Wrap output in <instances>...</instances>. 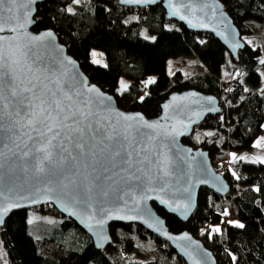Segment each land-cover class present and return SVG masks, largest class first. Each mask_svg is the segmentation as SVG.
Masks as SVG:
<instances>
[{"label": "trees", "instance_id": "16d2710c", "mask_svg": "<svg viewBox=\"0 0 264 264\" xmlns=\"http://www.w3.org/2000/svg\"><path fill=\"white\" fill-rule=\"evenodd\" d=\"M220 1L244 42L235 57L214 37L166 20L160 4L136 8L121 6L116 0H86L72 5L73 15L62 11L69 0H42L36 4L33 18L38 23L32 29H52L89 81L112 94L122 109L153 117L168 93L187 88L217 97L220 112L206 116L182 142L206 150L213 167L223 164L217 171L229 183V191L219 196L200 188L186 222L153 206L169 230L186 229L195 235L212 252L216 264H233L229 253L237 257L236 264H264V164L229 156L252 149L258 135L264 139V83L260 84L258 71L264 69L260 63L264 60V0ZM166 25L177 30L172 41L162 37ZM142 31L157 40H145ZM254 35L263 44L244 40ZM92 48L102 52L104 64L92 62ZM186 55L195 56L204 70L167 72L168 58ZM149 76L157 82L144 88L140 82ZM121 77L133 85L123 96L117 92ZM144 92L149 95L140 102ZM32 209L57 216L60 235L34 237L27 230V210L11 212L0 227L7 264H185L166 242L138 224L110 223L112 243L97 250L90 237L52 205ZM228 221L245 227L236 228ZM215 227L220 228L218 233L212 232ZM67 234L71 236L64 240Z\"/></svg>", "mask_w": 264, "mask_h": 264}, {"label": "water", "instance_id": "95a60500", "mask_svg": "<svg viewBox=\"0 0 264 264\" xmlns=\"http://www.w3.org/2000/svg\"><path fill=\"white\" fill-rule=\"evenodd\" d=\"M41 1L35 0V3L28 4V0H18L14 4L7 0V3L0 4L4 13V26H9V8L15 15L17 9L22 13L25 4H28L33 17L36 4ZM116 2L121 6L136 8L160 4L166 20L176 21L188 31L214 37L233 57L244 47L236 26L220 0H171L172 7H169V0H155L154 3L142 5L124 3V0ZM174 9H178L185 19L172 15ZM189 20L191 24L188 23ZM33 26H28L23 36L17 35L12 41L13 47L19 45L28 52L25 63L16 69V76L23 78L25 82L29 79L36 82V77H39L49 87L59 85L64 92L73 95L82 93L84 100L96 98L95 93L88 92V88L98 89L104 96L112 98L110 110L104 111L102 104L94 109V121L98 125L102 124L108 132L112 131L113 126L121 131L127 126L121 119V114L142 116L143 120L134 122L133 127L153 133L155 138L146 139L142 145L137 146V150L141 146L153 149L154 159L167 161L168 174L164 175L153 164L150 165V180L147 175L142 176L141 180L133 179L129 175L130 170L121 164L119 157L111 158L98 147L95 148L96 155L89 154L87 158L81 157L72 163L65 162L51 176L37 174L33 171L35 161L32 157L22 155L26 150L25 143H30L22 136V130H0V205L6 202L22 205L13 208V212L50 204L60 215L74 221L90 237L97 250L112 243L108 228L110 223H135L166 242L185 264H216L212 252L195 235L186 229L169 230L153 204L181 222H186L196 207L200 188H206L219 196L229 191V183L213 167L207 151L182 142V138L188 136L193 127L206 116L220 112L217 97L187 88L168 93L159 104V113L153 117H146L138 110L122 109L112 94L89 81L77 60L67 52L66 46L58 40L52 29L51 40H32V36L50 29L35 31ZM0 35L11 37L13 34ZM8 43L6 40V48ZM68 60L73 63H68ZM29 67L33 69V75H28ZM79 99L74 95V100ZM146 122L160 127L155 131L143 129L142 125ZM7 127L5 124V128ZM140 158H143V154ZM189 197L190 206L185 210V206L189 205ZM161 200L168 203L163 204ZM110 216L126 218L110 219Z\"/></svg>", "mask_w": 264, "mask_h": 264}, {"label": "snow or ice", "instance_id": "6c2138e0", "mask_svg": "<svg viewBox=\"0 0 264 264\" xmlns=\"http://www.w3.org/2000/svg\"><path fill=\"white\" fill-rule=\"evenodd\" d=\"M11 2L15 4L18 0H11ZM80 2L81 0H69L62 11L74 15L72 5H79ZM154 2L155 0H124V3L141 5ZM5 3H7V0H0V4ZM31 3H35V0H28V4ZM28 4H25L22 13L20 9H17L15 15L11 8L8 9V27L4 26V13L0 9V33L13 34L11 37L0 35V130L9 132H20L22 130V136L30 142L25 143L26 150L22 155L25 157L31 156L32 160L35 161L33 171L37 174L51 176L65 162L72 163L81 157L87 158L89 154L96 155L95 148L98 147L100 151L108 153L111 158L119 157L121 164L127 166L130 170L129 175L133 179L141 180L142 176L147 175L150 180V165L153 164L160 168L164 175H167V161L154 159L152 156L153 149L141 146L139 151L137 150V146L142 145L146 139L155 138L153 133L145 132L139 127H133L134 122L143 120L142 116L121 114V119L127 126L123 131L113 126L112 131L108 132L102 124L98 125V122L94 121L96 116L94 109L102 104L104 111L110 110L112 98L104 96L98 89L88 88L89 93H95V99L90 97L88 100H84L82 93H75L76 97H80L77 101L74 100L73 94L62 91L59 85L49 87L39 77H36V82L31 79L25 82L23 78L16 76V69L25 63L28 52L19 45L13 47L12 41L15 40L17 35L23 36L28 26L38 23L32 17ZM169 7H172L171 0H169ZM172 15L179 16L181 20L185 19L184 16L180 15L178 9H174ZM188 23L191 24V20ZM142 35L145 40L151 39L154 42L157 40L155 36ZM52 38L51 29H45L43 34H36L31 37L32 40L37 42L45 39L51 40ZM6 40L9 42L7 48L5 47ZM92 56L95 57L96 53L93 52ZM92 62L99 63L95 59ZM68 63L73 62L68 60ZM260 63L264 64V60H261ZM28 75H33L31 67L28 68ZM156 82L155 77H148L140 83L144 88H149ZM119 85L117 92L121 96L133 87V85L125 83L123 80L119 82ZM245 91H248V89L246 88ZM148 95L149 92H144L139 97L140 102H145ZM5 124L8 125L7 128H5ZM159 127L158 124L147 122L142 125L143 129L154 131ZM133 133H135L134 136ZM156 134L158 135V133ZM256 146H260V141H257ZM141 154H143L142 159L140 158ZM235 159L237 157L233 156V160ZM239 159L244 160L245 157H239ZM251 162L264 164V159L252 160ZM141 182L143 183V181ZM161 203L167 204L168 202L161 200ZM21 206L13 202L0 205V225L4 224L5 217L13 208ZM189 206L190 197L189 205L185 206V210ZM224 215L227 216L228 212L225 211ZM109 218L125 219L126 217L110 216ZM228 223L240 229L245 227L239 221H228ZM219 231V227L212 229V232L218 233ZM229 255L233 264H236L237 257L231 253Z\"/></svg>", "mask_w": 264, "mask_h": 264}, {"label": "rangeland", "instance_id": "374dc122", "mask_svg": "<svg viewBox=\"0 0 264 264\" xmlns=\"http://www.w3.org/2000/svg\"><path fill=\"white\" fill-rule=\"evenodd\" d=\"M86 0H81V2H84ZM171 29V31H169ZM143 34L147 35L144 31H142ZM178 35L177 30L174 29L173 26L166 25L164 27L162 37L167 38L169 40H173ZM149 37H152L148 35ZM159 38V37H158ZM244 40L254 44H263V40L259 39L257 35L254 36H244ZM205 43L213 46H219L218 42H212L210 40H204ZM95 52L96 56L93 57L92 53ZM91 57L92 59L98 60V64H104V58L102 56V52L98 49L92 48L91 49ZM176 69L182 70L187 74H192L194 72H200L204 70L203 64H201L195 56L192 55H186L184 57H170L167 60L166 63V70L168 73H172ZM260 76H261V82L260 84L264 83V69L260 68L259 70ZM227 77L228 74L224 73V77ZM153 77V76H149ZM123 80L126 83V79L121 77L120 81ZM264 127V123H263ZM257 141H260V146L257 147L256 143ZM231 157H245L247 160H257L264 159V139L262 135H258L253 143V148L250 150H239V151H233L230 155ZM221 167H223V164H218L214 168L217 170H220ZM59 218L54 215H50L47 213H40L38 211L31 209H28L26 212V223H27V230L28 232L34 236V237H41V236H58L60 235L56 230L57 224L59 223ZM31 221V223H29ZM71 235L67 234L65 235L64 240L68 239ZM0 264H7V256L6 251L1 243L0 240ZM180 264V263H177Z\"/></svg>", "mask_w": 264, "mask_h": 264}, {"label": "crops", "instance_id": "0c3cea01", "mask_svg": "<svg viewBox=\"0 0 264 264\" xmlns=\"http://www.w3.org/2000/svg\"><path fill=\"white\" fill-rule=\"evenodd\" d=\"M230 156V155H229Z\"/></svg>", "mask_w": 264, "mask_h": 264}]
</instances>
